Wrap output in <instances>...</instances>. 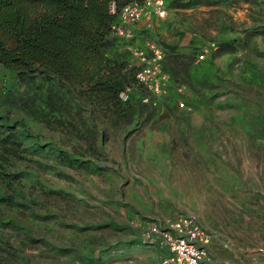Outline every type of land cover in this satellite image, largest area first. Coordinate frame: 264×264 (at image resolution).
Instances as JSON below:
<instances>
[{
  "label": "rangeland",
  "instance_id": "374dc122",
  "mask_svg": "<svg viewBox=\"0 0 264 264\" xmlns=\"http://www.w3.org/2000/svg\"><path fill=\"white\" fill-rule=\"evenodd\" d=\"M167 6L114 40L108 68L126 98L107 117L81 89L0 69V131L20 143L4 212L31 229L34 264H156L164 248L149 227L185 215L211 233L218 264H264V0ZM151 41L165 54L159 95L116 68L137 66L132 49ZM47 90L54 105L28 98ZM92 132L100 154L73 139Z\"/></svg>",
  "mask_w": 264,
  "mask_h": 264
},
{
  "label": "trees",
  "instance_id": "16d2710c",
  "mask_svg": "<svg viewBox=\"0 0 264 264\" xmlns=\"http://www.w3.org/2000/svg\"><path fill=\"white\" fill-rule=\"evenodd\" d=\"M133 1L0 0V69L13 72L21 83H35L39 88V81L55 80L69 90L81 89L103 117L118 112L124 79L118 80L116 71L108 68L110 56L115 54L114 40L120 38L110 31L119 18L118 13L110 11V4L115 2L119 11ZM116 68L125 69L138 82L136 65L122 61ZM28 98H41L49 105L56 99L50 90L45 96L36 92ZM57 121L59 126L64 125L63 120ZM73 136L75 141L85 140L89 154H100L96 132L86 138ZM71 141L67 139L68 144ZM19 149L20 143L12 133L4 135L0 131V264H34L27 247L29 240H35L31 229L4 212L5 205H14L15 201L5 186L14 190L17 176L8 165Z\"/></svg>",
  "mask_w": 264,
  "mask_h": 264
},
{
  "label": "built area",
  "instance_id": "2783aa9c",
  "mask_svg": "<svg viewBox=\"0 0 264 264\" xmlns=\"http://www.w3.org/2000/svg\"><path fill=\"white\" fill-rule=\"evenodd\" d=\"M111 2L110 11L118 13V21L112 23L111 33L124 38L133 37V28L141 23L150 24L155 18L165 19L168 15L167 0L133 1L119 11ZM132 55L139 61L136 79L153 95L163 92L168 75L164 69V49L157 41L145 47H135ZM207 49H201L198 59L205 58ZM126 98V93H120ZM149 97H145L147 102ZM184 103H180L183 106ZM148 244H160L164 248L156 264H218L211 252V233L194 217L185 215L165 224H153L146 235Z\"/></svg>",
  "mask_w": 264,
  "mask_h": 264
}]
</instances>
